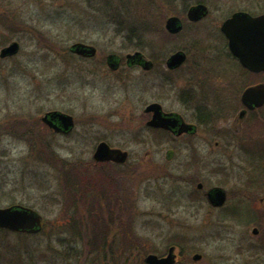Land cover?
<instances>
[{"label": "rangeland", "instance_id": "obj_1", "mask_svg": "<svg viewBox=\"0 0 264 264\" xmlns=\"http://www.w3.org/2000/svg\"><path fill=\"white\" fill-rule=\"evenodd\" d=\"M7 1L0 7V48L13 39L22 48L13 57L0 58V206L28 205L43 214L45 223L35 235L0 230V264H141L148 253H166L174 241L184 238L186 246H193H177V264H264L262 221L258 222L261 232L254 235L252 229L258 224L247 226L215 213L195 217L182 206L173 207L190 192L175 176L184 175L182 166L189 152L183 149L167 160L166 149L173 141L156 144L146 129L143 111L144 103L153 100L162 101L168 109L177 106V91L155 97L154 85L161 72L167 74L165 66L157 64L151 71L124 67L111 73L103 64L110 52L125 56L139 50L147 59L165 58L174 45L166 50L159 42L141 45L138 39L142 33L145 42L168 35L165 21L172 14L183 15L184 0H110L111 7L96 0H52L51 5L38 0ZM185 1L191 5L196 0ZM208 1L212 10L203 22L211 31H219L221 20L234 9L264 11V0ZM13 12L18 20L14 25ZM130 32L132 42L127 37ZM165 39L170 45L188 44L183 35ZM75 42L97 46L98 56L83 59L73 54L69 47ZM55 109L77 120L71 134L47 131L41 117ZM101 140L131 151L130 171L115 169L126 177L125 186L130 176V189L122 194L131 213L130 219L123 215L126 209L118 201V192L102 203L106 220L99 222L97 231L96 227L90 231L81 201L84 193L74 201L75 209L69 200L74 191L68 189L73 182L68 177L75 170L64 172L62 162L78 163L93 173L90 164ZM246 158L237 151H223L212 152L205 161L208 168L222 163L237 172ZM104 165L113 173L114 164ZM103 239L112 249L123 251L110 252L107 258L105 250L97 251ZM251 243L260 249L251 253ZM197 252L203 256L195 261Z\"/></svg>", "mask_w": 264, "mask_h": 264}, {"label": "flooded vegetation", "instance_id": "obj_2", "mask_svg": "<svg viewBox=\"0 0 264 264\" xmlns=\"http://www.w3.org/2000/svg\"><path fill=\"white\" fill-rule=\"evenodd\" d=\"M38 1L45 5H51L52 0ZM96 1L108 7L112 5L110 0ZM201 2L196 0L192 5ZM8 3L7 0H0V7L6 6ZM120 3L126 2L120 1ZM204 3L209 6V11L205 17L196 22L188 21L186 13L183 12V15H178L182 19V31L160 36L158 44H161V48L169 50L174 45L173 51L167 54L165 58L161 59L157 55L154 56L153 60L147 59L139 50L125 56L110 52L104 56L103 64L111 73H118L124 67V69L126 67H139L144 71H151L157 64L164 65L167 70V74L161 72L160 77L158 76L154 85L155 88H158V94L156 93L155 97L160 99L170 91H177V106L168 109L160 100L146 103L144 101L143 111L147 116L145 126L152 140L158 145H162L165 140L173 141L172 147L166 149L165 157L167 160H173L176 154L183 149L189 152L188 160L184 161L182 166L184 175L175 174V176L179 178L180 182L190 187V192L178 198L172 204L173 207L182 206L188 210L191 216L195 217L204 216V213L207 216L215 213L220 219H233L240 224H247V226L254 223L258 224L259 221L264 223V104L259 106L253 102L254 97L252 99L245 97L247 90L264 84V70L254 71L245 66L230 49L229 39L222 30L223 22L235 11L249 10L234 9L230 11L221 20L219 31H211L212 29L208 28V25L204 24L203 21L209 16L212 9H210L209 1ZM249 12L255 15L264 11L260 13ZM11 15L13 16L12 20L15 19L11 23L14 25V22H18V20L14 12ZM186 22L192 26L196 25L198 28L191 29ZM183 32L189 34H182ZM182 35L185 42L188 43L187 45L184 43L170 45L168 39L164 40V37L176 38ZM13 41L20 43L21 50V42L18 39H13L10 42ZM81 43L95 47L96 53L94 55L76 54L72 48L73 44L69 47L70 51L83 59H93L98 56L97 46L87 42ZM8 44L2 46L0 51ZM179 52L184 55L183 60L174 66H170V58ZM120 78L123 80V76ZM152 105H158L159 108L157 110L150 108ZM54 111L64 112L56 109L48 110L44 115ZM156 111L160 113V117L156 118V121L169 119L171 121L170 128L150 124L154 120ZM48 118L50 121L43 117L41 120L47 131L55 135H69L77 126V120L74 116V123L70 128H65V122L57 114ZM102 141L106 140L100 142ZM111 147L116 148L112 145ZM117 148L128 152V160L125 163L113 161L102 163L94 159V162L90 164L91 168L94 169L91 174L94 178L101 179L99 171L101 168L105 175L112 176L113 181L117 182L118 185V201L126 209L123 211V215H128L130 219V205L126 195L122 194L127 188L128 191L130 189V176L127 173L129 180L128 185L125 186L126 177L116 173L115 169L127 167V171H130L131 151L122 147ZM169 150L172 151L170 158L167 157ZM223 151H237L245 154L246 163L237 172L235 167H226L222 163L208 168L209 162L207 163L205 160H209V154ZM107 163L115 165L112 168L114 169L112 170L113 173H108L105 170L104 164ZM186 172L189 175H185ZM228 173L236 177L228 178ZM85 174L87 173L85 172ZM255 229L258 231L254 232ZM261 229L262 226L258 224L253 227L252 233L257 235ZM248 248L252 250L251 253L260 249L253 243ZM166 254L167 252L163 253L162 256Z\"/></svg>", "mask_w": 264, "mask_h": 264}, {"label": "water", "instance_id": "obj_3", "mask_svg": "<svg viewBox=\"0 0 264 264\" xmlns=\"http://www.w3.org/2000/svg\"><path fill=\"white\" fill-rule=\"evenodd\" d=\"M207 6L200 3L192 6L188 11L190 20H198L207 13ZM182 21L178 16H170L166 21V28L171 33H177L182 29ZM222 30L229 38L231 50L241 59L243 64L254 71L264 70V13L260 15H252L247 11H237L222 24ZM73 50L78 54L94 55L96 48L83 43H75L72 46ZM20 43L13 41L5 46L0 51V57L4 58L18 53ZM184 55L179 53L174 54L169 61L170 66H174L181 62ZM245 97L252 99L257 105L264 104V84L253 87L247 90ZM150 108L158 109V105H152ZM57 114L65 122V128H70L74 123L73 116L62 112H49L43 118L47 121L49 116ZM160 113L156 111L154 120L150 122L155 126L170 128L171 121L169 119H160ZM163 120V122H162ZM172 156V151H168L167 157ZM94 157L98 161L113 160L124 163L128 159V152L120 148H112L107 142L102 141L95 153ZM43 216L36 210L21 205L15 204L8 207H0V228L9 229L17 232H37L42 228ZM255 229L254 232H257ZM202 255L196 253L193 256L194 260L201 259ZM147 264H175L177 261L176 247L169 248L168 255L159 256L156 253H149L145 257Z\"/></svg>", "mask_w": 264, "mask_h": 264}, {"label": "trees", "instance_id": "obj_4", "mask_svg": "<svg viewBox=\"0 0 264 264\" xmlns=\"http://www.w3.org/2000/svg\"><path fill=\"white\" fill-rule=\"evenodd\" d=\"M170 1H175V0H170ZM201 1H207V0H201ZM184 3H185V9L187 8V6L189 5L188 1H185L184 0ZM131 33V32H130ZM128 33L127 37L128 39L132 42L133 39V35L132 33L130 34ZM143 35V33L141 34ZM141 35L139 36V39L138 41L140 42L139 44L143 45V44H151V43H154V44H157L159 38L155 39L154 41H149V42H145L144 41V37ZM137 44V43H136ZM59 161H62V160H59ZM66 162V164H65ZM62 163H64V166H63V170L64 172L66 173H69L73 170H75V173L72 175V176H69L68 179L69 181H73L72 182V185L68 186V189H70V191H74L73 193V197L72 196H69V200H70V197L72 198L71 200H73V206H74V209H75V200L79 199L80 198V195L82 193H84V198L85 199H81V201L84 203V205L86 206V216H87V219L89 220V223L87 224V227L89 228V230L91 231L92 228H95L96 231H97V228H99L98 225H100V221L102 219H105L106 220V216L104 215V211H103V207H102V203L106 202L107 200H111V196H116V193H117V190H118V185L113 181V178L111 175L107 176L103 173V169H99L100 173H101V179H97V178H94V176H92V174H88V169L87 167H83L81 165H78V163H74V164H71L70 162L68 161H63ZM76 164V165H75ZM75 168V169H73ZM85 171L87 174H85V172H82L81 171ZM90 170V168H89ZM87 187V189H86ZM78 189H80V193H78ZM109 191V193H105L104 191ZM100 192V193H99ZM87 193H89V196H86ZM100 195V197H99ZM106 195V197H105ZM74 213V214H73ZM72 217H75V214L76 211L72 212ZM77 216H80L79 214ZM114 216L113 214L110 215V219H113ZM102 228V227H101ZM1 230V229H0ZM35 235V234H33ZM104 240V239H103ZM185 240H176L174 241L173 243L177 244L178 246H181L182 248H186V247H191L193 246L192 244L191 245H188L186 246L185 243H184ZM112 244L111 243H107L105 240L102 241L101 245L98 247L97 251L99 252L102 251V250H105V255L106 257H110L109 253L111 252H114L115 254H118L120 251H123V248L121 250V248H113L112 249ZM132 249H139L138 246H133ZM130 252H133L132 250ZM133 258L132 254H131V257L130 259ZM128 260V257H126L125 261ZM141 261V264H146L145 262H143V260H140ZM18 264H21V263H18Z\"/></svg>", "mask_w": 264, "mask_h": 264}]
</instances>
